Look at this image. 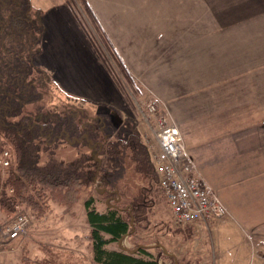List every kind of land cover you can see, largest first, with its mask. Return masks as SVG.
<instances>
[{
    "label": "crops",
    "instance_id": "1",
    "mask_svg": "<svg viewBox=\"0 0 264 264\" xmlns=\"http://www.w3.org/2000/svg\"><path fill=\"white\" fill-rule=\"evenodd\" d=\"M31 4L44 28L36 62L59 95L102 106L125 119L121 113L138 106L125 92L119 59L145 102L156 103L159 114H171L185 143L192 133L202 149L207 144L212 153H223L220 159H227L230 175L244 174L235 172L241 161L246 165L258 157L264 162V0ZM187 149L198 174L207 177L215 160L212 167L205 166L191 142ZM247 169L264 175V165ZM203 180L227 209L242 207L233 201L230 205ZM258 183L251 198L264 207V177Z\"/></svg>",
    "mask_w": 264,
    "mask_h": 264
},
{
    "label": "rangeland",
    "instance_id": "2",
    "mask_svg": "<svg viewBox=\"0 0 264 264\" xmlns=\"http://www.w3.org/2000/svg\"><path fill=\"white\" fill-rule=\"evenodd\" d=\"M75 1L80 3V0ZM119 66L125 92L138 106L134 112L121 113L125 117L123 120L120 114L102 106L59 95L50 80L37 75L36 83L43 93V100L24 106L23 113L38 123L50 121L54 114H72L79 126H91L86 128L88 134L98 138V145H105L106 152L96 153L95 147L85 143L74 146L65 142L41 152V166L59 164L84 174L87 184L82 199L73 209L74 215L63 206L53 204L52 211L44 218H38L22 205H17L15 214L8 216L1 209L0 193V264H22L26 253L33 260L43 259L48 249L57 257V264H94L91 244L75 239L76 236L85 238L90 232L85 207L89 199H94L97 209L102 212L112 206L130 209L129 205L135 201L147 207L146 216L134 227L132 234L110 243L108 248L111 250L134 252L143 247L152 252L160 264H264V207L253 203L251 198L258 188V179L264 175H252L247 169L263 167L264 162L258 157L246 165L241 161L235 172L243 170L244 174L230 175L227 159H220L223 153H212L207 144L205 151L197 142L200 138L192 133L188 135L187 146L191 142L201 163L210 167L215 163L207 177H200L208 179V187L227 197L230 205L233 201L234 205L242 207L226 208L222 218L213 219L208 225H177L154 174L153 158L159 150L158 127L155 118L147 112V105L154 102H145L147 97L140 96L133 81L127 79ZM159 116L175 125L170 113L162 111ZM220 165L224 166L223 172L219 170ZM0 174L4 191L12 193L8 187L10 171L0 169ZM21 213L29 219L27 233L10 241L4 237V230Z\"/></svg>",
    "mask_w": 264,
    "mask_h": 264
},
{
    "label": "trees",
    "instance_id": "3",
    "mask_svg": "<svg viewBox=\"0 0 264 264\" xmlns=\"http://www.w3.org/2000/svg\"><path fill=\"white\" fill-rule=\"evenodd\" d=\"M43 31L40 20L33 15L31 0H0V156L5 151L10 153L8 187L13 190L4 191L0 174V193L1 209L8 216L15 214L17 205L27 207L38 218L46 217L53 204L75 214L73 209L82 199L87 184L85 176L77 169L59 164L41 166L43 150L65 142L74 146L85 143L95 147L96 153L106 152L105 145H98V138L88 134L86 128L91 126H79L72 114H54L50 121L38 123L23 113L24 106L43 100L36 83L37 75L43 76L44 72L36 64ZM118 63L127 73L119 59ZM127 77L133 81L128 73ZM129 206L130 209L112 206L102 212L94 199L85 202L91 229L85 238L75 239L91 244L94 264H160L143 247L134 252L108 248L110 243L131 235L146 216V205L135 201ZM45 252V258L36 260L26 253L22 264L58 263L52 251Z\"/></svg>",
    "mask_w": 264,
    "mask_h": 264
},
{
    "label": "built area",
    "instance_id": "4",
    "mask_svg": "<svg viewBox=\"0 0 264 264\" xmlns=\"http://www.w3.org/2000/svg\"><path fill=\"white\" fill-rule=\"evenodd\" d=\"M147 112L155 118L158 127L159 150L153 158L154 173L176 224L186 227L222 218L227 212L226 207L218 195L209 191L198 174L180 130L159 117L155 103L147 105ZM10 165V153L5 151L0 156V169L8 170ZM28 225L26 215H16L3 235L15 241L26 235Z\"/></svg>",
    "mask_w": 264,
    "mask_h": 264
}]
</instances>
